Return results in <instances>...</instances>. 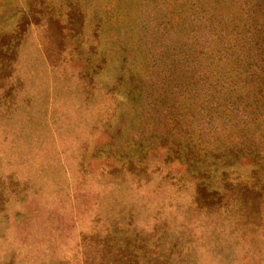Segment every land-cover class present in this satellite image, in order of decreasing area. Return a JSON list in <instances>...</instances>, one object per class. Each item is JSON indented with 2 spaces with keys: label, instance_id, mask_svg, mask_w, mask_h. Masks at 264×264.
Returning <instances> with one entry per match:
<instances>
[{
  "label": "rangeland",
  "instance_id": "1",
  "mask_svg": "<svg viewBox=\"0 0 264 264\" xmlns=\"http://www.w3.org/2000/svg\"><path fill=\"white\" fill-rule=\"evenodd\" d=\"M141 8L139 0H0V44H19L12 59L0 55V264H120L115 256L129 249L139 264L158 240L161 256L150 264H264V229L246 263L249 244L231 217L196 208L176 163L156 164L148 151L133 164L121 145L111 169L100 133L128 105L133 55L119 44L129 30L137 37ZM60 33L84 46L72 66L40 47ZM79 58L91 60L85 74L73 68ZM211 134L200 136L204 145ZM250 175L251 165L235 162L216 177Z\"/></svg>",
  "mask_w": 264,
  "mask_h": 264
},
{
  "label": "trees",
  "instance_id": "2",
  "mask_svg": "<svg viewBox=\"0 0 264 264\" xmlns=\"http://www.w3.org/2000/svg\"><path fill=\"white\" fill-rule=\"evenodd\" d=\"M139 1L143 22L137 37L133 40L129 30L119 44L133 55L134 69L122 94L128 105L102 129L103 150L112 158L125 145L133 164L148 151L156 164L176 163L193 182L196 208L205 214L222 208L231 217L234 230L249 244L244 254L249 263L259 249L258 229H264V0H153L152 7L150 0ZM49 41L40 42L42 50L63 54L70 66L84 48L61 33ZM5 42L1 59H12L19 44ZM89 61L80 59L73 68L85 74ZM233 132L238 140L229 142ZM210 133L209 148L200 136ZM113 160L111 169L119 167ZM235 162L251 165L249 179L216 177L220 166ZM80 166H87L84 158ZM159 245L160 240L148 244L146 261L139 264L158 261ZM131 256L140 260L131 249L115 260L131 264Z\"/></svg>",
  "mask_w": 264,
  "mask_h": 264
}]
</instances>
